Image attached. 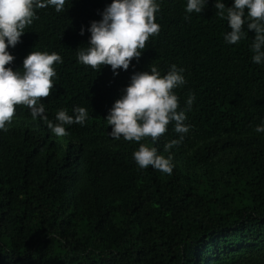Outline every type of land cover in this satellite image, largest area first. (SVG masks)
I'll use <instances>...</instances> for the list:
<instances>
[{
	"label": "trees",
	"instance_id": "trees-1",
	"mask_svg": "<svg viewBox=\"0 0 264 264\" xmlns=\"http://www.w3.org/2000/svg\"><path fill=\"white\" fill-rule=\"evenodd\" d=\"M111 2L36 9L8 48L14 71L31 51L59 54L45 114L55 121L79 106L89 119L58 137L17 105L0 130V264H264V133L255 131L264 123V62L251 59L254 32L245 24V38L228 44L216 0L199 14L185 11L187 0H156L160 31L140 58L116 75L107 65L98 72L77 51ZM173 64L186 80L174 90L180 108L195 96L181 143L164 150L180 137L174 122L154 143L113 139L105 118L131 75L150 66L164 75ZM139 143L171 156L172 174L141 169L132 156Z\"/></svg>",
	"mask_w": 264,
	"mask_h": 264
},
{
	"label": "clouds",
	"instance_id": "clouds-1",
	"mask_svg": "<svg viewBox=\"0 0 264 264\" xmlns=\"http://www.w3.org/2000/svg\"><path fill=\"white\" fill-rule=\"evenodd\" d=\"M50 5L59 13L64 11L65 0H0V130L7 131L6 125L12 122L17 105L26 106L33 120L42 119L58 137L68 135L66 125H84L89 119L88 110L79 106L73 109V115L65 109L57 111L55 121L45 114L41 101L51 95L55 86L54 65L63 62L59 54L31 51L23 59L22 71L6 67L15 59L8 52L9 46L15 47L24 29L39 18L36 9ZM204 6L205 0H187L185 11L199 14ZM214 7L216 15L226 19L230 28L224 40L237 44L246 36V24L255 34L251 59L256 64L264 62V0H234L231 7L216 0ZM159 11L156 0H112L101 13V19L90 23L88 46L78 49V61L98 72L102 66H110L114 75L118 74L117 69L128 70L131 61L140 58L149 38L159 34L160 25L156 23ZM80 34H84L83 28ZM182 73L183 69L174 64L164 75L156 66H150L149 71L134 72L123 95L115 100L105 118L111 126L109 135L115 140L123 137L125 141L135 142L151 138L154 143L174 122V131L180 137L166 143L164 150L179 145L190 129L184 122L195 100L190 93L185 107L180 108L174 90L186 83ZM255 131L264 133V123L257 125ZM132 156L141 169L151 166L164 174H172V157L158 154L155 147L139 143Z\"/></svg>",
	"mask_w": 264,
	"mask_h": 264
}]
</instances>
